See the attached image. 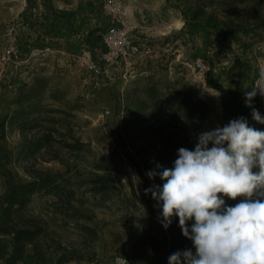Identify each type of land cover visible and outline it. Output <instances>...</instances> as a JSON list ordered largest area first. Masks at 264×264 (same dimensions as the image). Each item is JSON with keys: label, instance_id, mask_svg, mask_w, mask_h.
Segmentation results:
<instances>
[{"label": "rangeland", "instance_id": "rangeland-1", "mask_svg": "<svg viewBox=\"0 0 264 264\" xmlns=\"http://www.w3.org/2000/svg\"><path fill=\"white\" fill-rule=\"evenodd\" d=\"M87 1L91 0H51V6L55 12L73 11L75 26L81 35L85 33L86 25L78 22L84 17L85 10L79 9L80 4ZM92 1L99 15L90 14L86 22L93 26L96 21L104 20L109 26L102 34L125 28L127 34L120 43L127 41L129 46L128 53L118 62L99 70L89 67L88 61L101 64V55L108 49L102 36L103 49L101 44L96 48L79 45L78 36L73 33L70 35L74 46L70 43L69 50L62 38L54 39V43H49L48 39L40 43L36 32L26 25L25 16L30 11L34 16H40L45 9L43 1L36 0V6L31 10L27 0H0V120L15 106L12 98L15 84L20 81L29 84L26 89L35 84L44 86L35 99L38 103L35 109L45 113L39 122L42 129L21 131L19 123L6 122L4 138L0 136V172H4L0 175V209L5 206L4 195L13 181L31 179L29 167L34 172H60L62 176L57 179L70 177L67 186L73 187L80 198L74 200L75 206L79 207L81 199L85 201L80 211L72 210L73 215L65 209L60 211L58 195L42 189L32 194L21 211L22 215L40 220L45 232L66 245L83 252H95L103 261L114 257V264H123L120 259H130L133 250L142 244L147 245L162 228L158 218L160 209L155 206L151 193L144 192L148 188L146 183L152 185L161 181L159 175L149 179L146 173L161 170L154 162L144 163L152 147H141L143 137L136 120L133 118L124 126L127 92L132 86L154 83L167 98L176 100L179 98L177 92L193 85L208 91L215 117L213 127L228 123V111L222 104L221 93L216 88H206L207 76L211 66L218 68L220 64H228L236 53L252 61L259 70L253 91L257 88L264 90V0H201L206 10L212 11L220 20L235 18L244 28L230 47L218 55L209 52L208 57L199 55L201 36L195 38L194 48V40L185 31L181 32L184 24L180 23L183 9L179 0ZM23 40L30 47L19 51L18 46ZM46 47L50 48L47 54H33L35 49ZM200 60L209 64L206 74L197 67ZM38 76L39 79L35 80ZM257 96V109L264 115V95L258 92ZM246 118L251 126L264 129V124L254 121L251 114ZM54 123L60 129L55 135L57 140L64 137L79 139L86 144L83 150L69 151L54 142L36 151L32 158L24 156V139L38 138L45 127ZM126 133L136 137L128 140ZM198 133L187 132L184 144L195 145ZM2 146L9 152L14 151L10 163L2 162ZM110 156L114 160L115 187L102 193L87 191L88 181L81 183L88 178L85 171L93 170L95 160ZM68 167L70 171H67ZM79 170L82 173L77 177L74 173ZM258 170L253 168L254 172ZM9 174L14 175L13 180Z\"/></svg>", "mask_w": 264, "mask_h": 264}, {"label": "trees", "instance_id": "trees-1", "mask_svg": "<svg viewBox=\"0 0 264 264\" xmlns=\"http://www.w3.org/2000/svg\"><path fill=\"white\" fill-rule=\"evenodd\" d=\"M27 1L32 10L36 6V0ZM42 1L45 9L40 16H34L32 11L25 16L26 25L36 32V39L40 43L46 39L49 43H54V39L62 38L68 44L67 49L69 50L70 43L74 46L70 35L73 33L78 36L79 45L87 44L96 48V45L101 44L102 33L109 25L104 20L96 21L97 24L93 26L86 22L89 21L90 14L97 13L94 1L80 4L79 11L84 9L85 15L78 23L86 25V31L81 35L82 32H78V28L75 26L73 11L55 12V8L51 6V0ZM179 1L182 5L184 20V28L181 32L185 31L188 37L194 40V48L196 47L195 38L201 36L202 44L199 48L201 57H208L209 52L218 55L224 48L230 47L231 42L239 39L238 32L244 28L235 18L220 20L212 11L206 10V5L201 3V0ZM97 14L99 15V13ZM97 14L95 16H98ZM99 18L101 17L99 16ZM27 46L30 47L23 40V44L18 46L19 51L25 50ZM101 47L103 49L102 44ZM258 74L259 70L252 61L243 59L236 53L233 54L232 60L228 64H220L218 68L211 66L206 80V88H216L220 91L222 104L228 111L227 121L240 116L248 117L251 114V109L245 104V92L253 91L254 80ZM38 79L39 76L35 78V80ZM15 86V95L12 98L15 106L0 120L2 139L7 120L11 124L19 123L21 131L26 128L35 130L39 127L42 129L39 122L45 113L35 109V106L38 105L35 99L42 93L44 86L35 84L26 89L29 84L24 81L18 82ZM132 87L126 94L124 126L134 118L143 137L141 147L143 149L146 146L152 147L150 156H146L144 163L154 162L155 165L172 167L173 161L177 158L178 148L193 149L195 146L184 144L183 140L185 135L187 137V132L201 133L213 128L215 117L212 115L206 89L202 90L190 85L185 91L177 92L178 99L172 100L167 98L163 92L161 93L154 83L143 87L138 85ZM257 98V95L253 98L255 108L258 107ZM8 108L10 109L11 106ZM33 113H36V116H33ZM59 132L60 129L54 123L45 127L38 138L26 137L22 154L32 158L36 151H40L43 147L47 148L54 142L69 151H80L86 146L85 142H81L79 139L68 140L64 137L63 140H57L55 135ZM125 135L126 137L128 135L126 138L128 140L136 137L129 133ZM1 150L2 162L10 163L14 151L9 152L5 146H2ZM112 156L95 160L93 170L85 171L88 178L81 180V183L88 181L87 191L95 194L109 191L115 187L116 176L115 167L112 165L114 163ZM30 170L29 167L30 180L13 181L4 195L5 206L0 209V264H114V257L111 260L103 261L95 252L89 250L83 252L79 248L66 245L58 238L45 232V227L40 220L22 215L21 211L32 194L42 189L48 193H56L58 195L57 203L60 202L59 210H68L71 215L74 214L72 210L73 212L80 211V206L83 205V202L85 203L81 199L79 207L75 206L74 200H77L78 197L74 188L67 186V183L71 181L70 177L58 180L57 178L62 176L60 172ZM67 171H70L69 167ZM81 173L79 170L74 175L80 177ZM2 174L4 172H0V175ZM9 177L10 180L14 179L13 174H9ZM163 182L161 180L158 185H162ZM149 186L151 185L146 183V187ZM150 197L152 198V196ZM239 200V196L235 199L226 198V203L232 205ZM188 223L190 224L191 221ZM188 248H193L192 241L182 234L179 218L174 216L172 223L166 229L162 225V228L155 237H151L147 245L142 244L132 251L131 260L126 258L129 264H132L131 261L136 264H168V257L173 252Z\"/></svg>", "mask_w": 264, "mask_h": 264}, {"label": "clouds", "instance_id": "clouds-1", "mask_svg": "<svg viewBox=\"0 0 264 264\" xmlns=\"http://www.w3.org/2000/svg\"><path fill=\"white\" fill-rule=\"evenodd\" d=\"M258 92L264 95L259 88L245 92V104L264 124L253 106ZM157 168L146 175H159L163 184L144 192L156 201L163 227L178 217L194 248L173 252L168 264H264V129L244 116L231 119L199 133L193 149L178 148L172 167Z\"/></svg>", "mask_w": 264, "mask_h": 264}, {"label": "bare ground", "instance_id": "bare-ground-1", "mask_svg": "<svg viewBox=\"0 0 264 264\" xmlns=\"http://www.w3.org/2000/svg\"><path fill=\"white\" fill-rule=\"evenodd\" d=\"M127 34V30L124 29H118L114 30V32H107L102 34V39L105 42L107 46V52L103 53L101 55L102 62L101 64H97L96 62L93 61H88L90 64L89 67L97 68L99 70L101 67L105 66L108 67L116 62H118L119 58H121L123 55H126L128 53V42H123L122 44L121 39L125 37ZM112 35H114L113 39L111 38ZM118 39V41H113L114 39ZM128 46V47H127ZM133 49H136V46H133ZM50 51V48H38L33 51L34 55H45ZM197 67L199 68L200 71L203 73H207L209 70V64L207 61H197ZM120 262L123 264L128 263L127 259H120Z\"/></svg>", "mask_w": 264, "mask_h": 264}, {"label": "crops", "instance_id": "crops-1", "mask_svg": "<svg viewBox=\"0 0 264 264\" xmlns=\"http://www.w3.org/2000/svg\"><path fill=\"white\" fill-rule=\"evenodd\" d=\"M181 24H184V21L182 20V22L180 21Z\"/></svg>", "mask_w": 264, "mask_h": 264}]
</instances>
